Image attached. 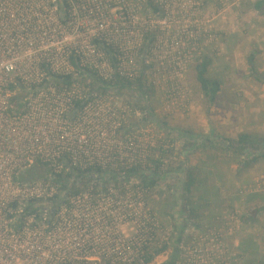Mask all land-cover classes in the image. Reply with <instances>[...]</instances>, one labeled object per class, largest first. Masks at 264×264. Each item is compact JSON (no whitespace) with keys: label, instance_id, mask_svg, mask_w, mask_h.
Listing matches in <instances>:
<instances>
[{"label":"built area","instance_id":"2783aa9c","mask_svg":"<svg viewBox=\"0 0 264 264\" xmlns=\"http://www.w3.org/2000/svg\"><path fill=\"white\" fill-rule=\"evenodd\" d=\"M113 2L0 0V264H146L172 241L175 264L205 259L187 249L193 220L168 230L146 201L143 176L167 162L131 133L130 92L112 84L162 82L153 62L143 68L149 23ZM92 14L109 23L92 29ZM225 256L209 264H239Z\"/></svg>","mask_w":264,"mask_h":264},{"label":"rangeland","instance_id":"374dc122","mask_svg":"<svg viewBox=\"0 0 264 264\" xmlns=\"http://www.w3.org/2000/svg\"><path fill=\"white\" fill-rule=\"evenodd\" d=\"M118 1L135 7L139 20L149 23L142 41L143 68L147 75L146 60L153 62L163 85L149 88L144 96H121L131 133L155 140L167 162L163 172H170L157 178L147 203L168 230L176 227L174 221L180 224L178 230L193 220L187 249L205 258L202 264H209L217 254L239 264H251L257 257L264 260V162L241 171L239 177L240 158L226 142L244 131L264 134V11L254 7L256 0H116L114 8L123 4ZM109 20L99 21L92 14V29L106 26ZM203 60L210 62L208 76L221 83L215 101L205 96L197 80L196 65ZM168 76L179 85L174 96H169L164 83ZM214 152L225 177L217 173L215 181L201 179L193 164ZM190 169L198 179L188 196L184 185ZM207 183H217L219 194L230 189L239 200L251 201L241 206L224 195L218 206L201 202L199 190ZM245 213L248 222L243 221ZM243 240L249 255L241 253ZM253 246L257 249L251 256ZM175 251L172 241L151 264H167Z\"/></svg>","mask_w":264,"mask_h":264},{"label":"trees","instance_id":"16d2710c","mask_svg":"<svg viewBox=\"0 0 264 264\" xmlns=\"http://www.w3.org/2000/svg\"><path fill=\"white\" fill-rule=\"evenodd\" d=\"M57 1L60 5H62V0H57ZM254 7L259 11H264V0H256V2L254 3ZM156 10H157V7H156ZM209 65H210V62L208 60H203L202 62L196 65L197 80L199 81L202 91L204 92L205 96L210 101H215L218 93L221 90V83L219 80L212 79L208 76ZM99 83L100 82H97L96 84L94 83V86L99 85ZM114 84L123 90H127L130 93H137V95L141 93L142 96L146 95V91L150 90L147 84L143 81V77L138 78L136 81L119 80L118 82H115L112 85ZM11 88L13 89V86ZM11 100H12L14 109L16 111L20 110L18 108L20 104L19 97L17 95H14L12 96ZM226 142H228L227 149L229 151H232V153L237 154L240 158L238 172H241L255 164L264 162V134L258 133V132L244 131V132L238 133L236 138H226ZM165 165L166 163L160 162L152 174H147L143 176L142 180L146 187L151 188L155 185L156 181L158 180L157 178H159L160 175L161 176L163 175L164 173L163 167ZM72 174L73 173H70L69 176H72ZM29 176H31L32 178L36 177V175L34 174H29ZM195 184H196V178H195L193 171L191 169L190 171L187 170V180L184 185V191L186 195L190 196L192 194ZM255 193L258 194V192H255ZM257 194L256 195L254 194V195L257 196ZM254 195L251 194L252 198L255 197ZM262 199L264 200V198ZM187 203H189V201ZM258 212L257 210H254V213H258ZM192 213L193 214L195 213L194 209H192ZM246 215L247 214L245 213V215L243 216L244 222H248V219H249V216H246ZM255 218L256 217H254L253 219ZM174 225L178 227L180 224L178 225L177 221H174ZM167 247H168L167 244H165L162 248H158L153 251L150 250L147 256L145 257V263L146 264L151 263L153 259L157 255L165 251ZM240 250L243 255L248 253L244 248L240 247ZM254 253H256V250L255 252L254 251L251 252L250 255L252 256L254 255ZM167 264H175L174 258L173 259L171 258V260H169ZM251 264H264V260H260V257H257V261L255 262L254 260L253 263Z\"/></svg>","mask_w":264,"mask_h":264},{"label":"crops","instance_id":"0c3cea01","mask_svg":"<svg viewBox=\"0 0 264 264\" xmlns=\"http://www.w3.org/2000/svg\"><path fill=\"white\" fill-rule=\"evenodd\" d=\"M206 141V140H205ZM204 142V141H203ZM201 142V143H203ZM205 146V145H204ZM209 161H211V164H208ZM219 157L216 156L215 152L212 156L208 157L207 155H201L200 159L197 160V162H195L193 165L195 167L196 172L198 173V175L200 176L201 179H206L208 181H212V180H217L220 176L221 178L225 177V172H223L221 170V168L218 166V164H220L219 162ZM215 166V167H214ZM223 172V173H222ZM217 173H219V177H215L217 175ZM167 175L170 174V172H164L163 175ZM195 178H196V183H197V175L194 172ZM239 177L241 175V172H239ZM237 175V176H238ZM203 188V189H202ZM199 190L200 193V201L201 202H210V203H214L215 206L217 205V202L220 201V198H222L224 195H228L227 199H231L232 202H240L241 206L249 203L251 201V199L249 197L246 198V200H239L238 196H233L229 191L227 190V192L223 193L220 192V194L217 192V183L215 185L211 184V183H207L204 184ZM252 197V196H251ZM242 199V198H240ZM241 248H244L245 250H249V245L247 244L246 240H243V242H241ZM257 248L255 246L252 247V251L255 252ZM249 254V253H247Z\"/></svg>","mask_w":264,"mask_h":264}]
</instances>
